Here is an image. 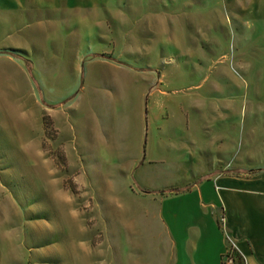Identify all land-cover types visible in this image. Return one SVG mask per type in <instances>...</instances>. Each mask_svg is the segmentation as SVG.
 Wrapping results in <instances>:
<instances>
[{
	"label": "rangeland",
	"instance_id": "rangeland-1",
	"mask_svg": "<svg viewBox=\"0 0 264 264\" xmlns=\"http://www.w3.org/2000/svg\"><path fill=\"white\" fill-rule=\"evenodd\" d=\"M15 3L0 264H163L158 192L264 162V0Z\"/></svg>",
	"mask_w": 264,
	"mask_h": 264
},
{
	"label": "crops",
	"instance_id": "crops-1",
	"mask_svg": "<svg viewBox=\"0 0 264 264\" xmlns=\"http://www.w3.org/2000/svg\"><path fill=\"white\" fill-rule=\"evenodd\" d=\"M15 1L0 0V12ZM22 1L38 11L46 2ZM93 1L98 0H66L65 10L75 12L81 9L78 4ZM237 162L210 167L177 187L188 190L165 194L157 216L165 235L163 264H220L225 235L236 242L241 264H264V162L254 168Z\"/></svg>",
	"mask_w": 264,
	"mask_h": 264
},
{
	"label": "built area",
	"instance_id": "built-area-1",
	"mask_svg": "<svg viewBox=\"0 0 264 264\" xmlns=\"http://www.w3.org/2000/svg\"><path fill=\"white\" fill-rule=\"evenodd\" d=\"M242 259L238 251L236 242L225 235V248L220 257V264H241Z\"/></svg>",
	"mask_w": 264,
	"mask_h": 264
},
{
	"label": "trees",
	"instance_id": "trees-1",
	"mask_svg": "<svg viewBox=\"0 0 264 264\" xmlns=\"http://www.w3.org/2000/svg\"><path fill=\"white\" fill-rule=\"evenodd\" d=\"M188 189H189V187L170 188V189H167V190H161V191L158 192V194L180 193V192L186 191Z\"/></svg>",
	"mask_w": 264,
	"mask_h": 264
}]
</instances>
